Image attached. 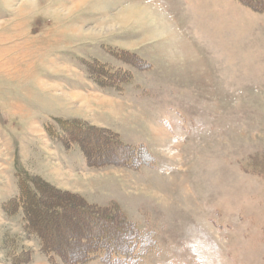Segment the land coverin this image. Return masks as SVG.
<instances>
[{"label":"rangeland","instance_id":"1","mask_svg":"<svg viewBox=\"0 0 264 264\" xmlns=\"http://www.w3.org/2000/svg\"><path fill=\"white\" fill-rule=\"evenodd\" d=\"M0 264H264V0H0Z\"/></svg>","mask_w":264,"mask_h":264},{"label":"bare ground","instance_id":"2","mask_svg":"<svg viewBox=\"0 0 264 264\" xmlns=\"http://www.w3.org/2000/svg\"><path fill=\"white\" fill-rule=\"evenodd\" d=\"M162 19L164 20V18H163V17H162ZM161 24H162V25H163V26L166 28V26H167V25H166V24H164V21H162V22H161ZM165 28H164V29H165Z\"/></svg>","mask_w":264,"mask_h":264},{"label":"trees","instance_id":"3","mask_svg":"<svg viewBox=\"0 0 264 264\" xmlns=\"http://www.w3.org/2000/svg\"><path fill=\"white\" fill-rule=\"evenodd\" d=\"M249 5V4H248Z\"/></svg>","mask_w":264,"mask_h":264}]
</instances>
